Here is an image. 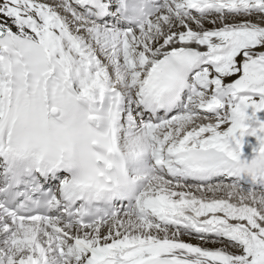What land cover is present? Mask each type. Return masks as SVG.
Segmentation results:
<instances>
[{"label":"snow or ice","instance_id":"6c2138e0","mask_svg":"<svg viewBox=\"0 0 264 264\" xmlns=\"http://www.w3.org/2000/svg\"><path fill=\"white\" fill-rule=\"evenodd\" d=\"M0 264H264V0H0Z\"/></svg>","mask_w":264,"mask_h":264},{"label":"bare ground","instance_id":"6f19581e","mask_svg":"<svg viewBox=\"0 0 264 264\" xmlns=\"http://www.w3.org/2000/svg\"><path fill=\"white\" fill-rule=\"evenodd\" d=\"M249 153H250V149H248Z\"/></svg>","mask_w":264,"mask_h":264}]
</instances>
